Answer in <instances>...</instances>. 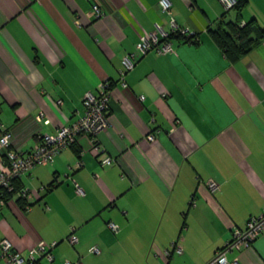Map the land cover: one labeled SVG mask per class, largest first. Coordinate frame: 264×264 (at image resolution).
Masks as SVG:
<instances>
[{
	"label": "crops",
	"instance_id": "1",
	"mask_svg": "<svg viewBox=\"0 0 264 264\" xmlns=\"http://www.w3.org/2000/svg\"><path fill=\"white\" fill-rule=\"evenodd\" d=\"M168 1L170 13L160 0H0V124L12 133L9 149L31 150L38 134L81 115L85 92L112 83L97 147L77 135L51 164L18 179L34 191L29 207L15 195L0 206V240L21 256L44 240L57 242L48 264H205L233 227L262 211L264 37L231 61L207 29L239 17L264 30V0H245L239 13L219 0ZM171 17L198 42L170 39L173 53L140 56L120 86L121 59L144 32L168 31ZM40 112L46 123L36 120ZM105 156L114 162L102 166ZM71 227L73 246L65 241ZM226 256L264 264V233Z\"/></svg>",
	"mask_w": 264,
	"mask_h": 264
},
{
	"label": "built area",
	"instance_id": "2",
	"mask_svg": "<svg viewBox=\"0 0 264 264\" xmlns=\"http://www.w3.org/2000/svg\"><path fill=\"white\" fill-rule=\"evenodd\" d=\"M237 0H219L225 10H232ZM162 11L170 13V2L168 0H160ZM100 8L96 3L92 4V13L95 16L100 14ZM243 24V22H241ZM169 32H176L185 36H192L195 32L186 26H181L171 17L169 20V30H164L161 26L156 25L152 31L144 32L139 37L135 44V51L124 56L121 59V68L119 69V84L122 87L126 86L125 73L132 69L135 62L142 55H145L151 50H155L158 54L173 53L174 49L168 39ZM140 99L143 96H139ZM110 100V82L103 81L96 86V91H87L82 97V113L72 123L59 127L55 133L38 134L33 148L27 152L21 153L9 149L12 133L4 125L0 124V146L3 148L2 165L0 169V206L13 198H21L24 200V207L30 206L34 200V191L24 187L16 188L14 181L18 180L22 175L29 173L39 165L51 164L55 156L62 150L71 147L77 135L88 134L92 139L94 148H96L95 136L99 132L109 127L108 112ZM37 121L47 122L43 119L42 112L35 116ZM146 140L153 141L152 134L146 135ZM114 159L108 156L100 159V164L110 165ZM81 165L77 163V167ZM76 192L82 194V190L78 184H74ZM207 186L210 190H215L217 184L212 180H208ZM41 189H44L41 186ZM6 193H11L6 196ZM108 228L116 233L118 226L113 222H107ZM264 233V207L260 214L249 217L243 227H233L231 231V239L226 242L221 248L216 250L214 256L205 264H239L238 258L235 257L229 260L226 256L228 251L233 249L240 250L248 247L259 235ZM65 241L68 245L73 246L77 243L78 238L75 235V228H70V233L66 236ZM57 245V242H46L39 240L28 249L27 256L23 257L16 250L11 242L7 239L0 240V259L3 264H33L37 258L44 257L48 262L53 261L52 250ZM174 245V243L172 244ZM174 251L181 252V247L174 245ZM91 253H99V249L93 246L89 249ZM172 254L171 250H164V257L168 258ZM63 264H83L81 260L75 261L64 260Z\"/></svg>",
	"mask_w": 264,
	"mask_h": 264
},
{
	"label": "trees",
	"instance_id": "3",
	"mask_svg": "<svg viewBox=\"0 0 264 264\" xmlns=\"http://www.w3.org/2000/svg\"><path fill=\"white\" fill-rule=\"evenodd\" d=\"M244 2L245 0L236 1V4L232 9L236 10L239 13ZM207 30L211 38L223 51L226 57L231 61L238 59L249 49H251L252 46L259 39L264 37V30H262V28H260L253 20L243 22L242 24L239 17H237L233 22L220 21L215 27L213 28L208 27ZM172 38L182 39L185 42H191V43L198 42L197 33H194L192 36H185L180 33L169 32L168 39H172ZM111 85L112 83H110V86ZM53 183H55V181L45 186L43 190L45 191L50 190V188L53 186ZM14 184L16 188L21 187L19 186L18 180H15ZM10 194L11 193H6V196H9ZM17 199L19 201H22L24 205L23 199L21 198H17ZM33 264H42L41 257L37 258Z\"/></svg>",
	"mask_w": 264,
	"mask_h": 264
},
{
	"label": "rangeland",
	"instance_id": "4",
	"mask_svg": "<svg viewBox=\"0 0 264 264\" xmlns=\"http://www.w3.org/2000/svg\"><path fill=\"white\" fill-rule=\"evenodd\" d=\"M45 259V258H44ZM52 262V261H51ZM82 262V261H81ZM58 263V259L54 262V264H57ZM63 263H64V260H63ZM83 263V262H82ZM45 264H48V261L45 259ZM49 264H52V263H49Z\"/></svg>",
	"mask_w": 264,
	"mask_h": 264
}]
</instances>
